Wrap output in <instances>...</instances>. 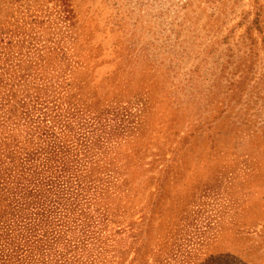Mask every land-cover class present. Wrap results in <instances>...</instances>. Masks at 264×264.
<instances>
[{
  "label": "rangeland",
  "instance_id": "rangeland-1",
  "mask_svg": "<svg viewBox=\"0 0 264 264\" xmlns=\"http://www.w3.org/2000/svg\"><path fill=\"white\" fill-rule=\"evenodd\" d=\"M0 180L24 264H264V0H0Z\"/></svg>",
  "mask_w": 264,
  "mask_h": 264
},
{
  "label": "trees",
  "instance_id": "trees-1",
  "mask_svg": "<svg viewBox=\"0 0 264 264\" xmlns=\"http://www.w3.org/2000/svg\"><path fill=\"white\" fill-rule=\"evenodd\" d=\"M0 186H3V181L0 180ZM26 207V202L23 201L18 193L16 204L14 205V208L23 207V209ZM18 220H21V227L23 228L25 224V217H20ZM0 232H4L6 234V237L8 239L7 242H2L0 239V264H9L12 259V256H16L14 259L15 261H18V264H24L22 263L24 261L26 248L23 246V244L15 243L12 241L16 236L13 234L15 230L13 227H10L6 223L0 221ZM24 242H26V239H23ZM12 244V249H9L7 245ZM12 260V261H14Z\"/></svg>",
  "mask_w": 264,
  "mask_h": 264
}]
</instances>
